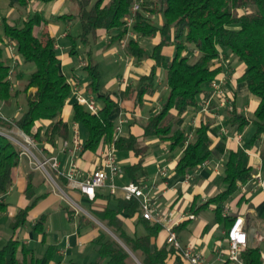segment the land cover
<instances>
[{"label":"trees","instance_id":"1","mask_svg":"<svg viewBox=\"0 0 264 264\" xmlns=\"http://www.w3.org/2000/svg\"><path fill=\"white\" fill-rule=\"evenodd\" d=\"M69 1L76 5V13L60 17L79 19V38L83 44H87L89 36L96 38L99 29L109 31L112 43H121L126 38V17L130 14L134 0ZM157 14L164 16L161 24H156L152 19ZM45 22V17L37 11L21 25L10 24L6 17L0 20V36H6V39H1L2 43L0 42V101L10 104L20 93L18 89L13 88L12 67L4 57V43L14 42L21 60L24 63H35V69L22 89L26 108L15 120V125L27 134L55 146L58 139L62 143L71 135L70 122L63 116L66 101L71 94V85L61 70L56 38L46 29L40 34L34 33V29ZM132 28L137 35L158 36L159 40L148 54L138 40L134 37L128 38L126 52L138 60L149 57L153 64L148 73L139 77V85L135 89L126 88V95L134 97L136 105H142L144 96L156 90L160 69L165 71L168 93L160 111L149 116L142 124L141 135L130 132L115 139L114 113L119 107V101L115 92L102 90L100 70L88 52L84 66L88 82L83 90L100 101V110L95 114L78 103L73 104V120L79 122L86 132L84 151L98 152L100 148L111 143L117 151H131L139 160L127 166L125 171L135 183H140L136 172L143 166L142 158L147 150L146 146L141 145V139H164L170 141L171 148L185 144L183 154L175 166L180 175H186L212 156L222 155L226 151V144L224 140L214 143L208 122L202 121L194 129L193 137L188 139V134L178 127V121L190 107L197 105L198 96L204 87L219 77L223 69V62L220 60L221 49L227 48L228 53L244 64L238 79L246 82L250 93L258 98L259 104L251 117L237 108L230 111L227 123L239 128L253 123L256 126L255 134L249 143L229 150L222 178L226 183L225 189L196 209L197 211L213 204L216 216L221 220L224 205L238 191L239 184L252 178L253 170L246 160L245 148H249L254 140L264 133V0H142L141 9L137 12ZM75 44L76 39L73 38L70 54H77ZM169 44L175 47L171 59L165 54V48ZM41 120L50 121L45 133L42 126L38 125ZM0 125L5 128L13 126L2 117ZM44 147L49 149L47 145ZM20 159L19 147L8 137L0 135V195L9 191ZM60 184L65 188L67 180L61 177ZM32 186L30 179L26 188L28 198L33 197ZM38 199L39 197L31 199V202L20 208L11 219L13 234L0 249V264L38 262L32 249L22 245L17 236L18 230L27 221L29 211ZM90 203L88 211L118 238L104 229L99 230L92 240L98 263L137 264L132 257L134 254L142 264H183L184 259L179 250L169 245L166 239L163 244H157L162 226L142 216L138 199L115 197L110 193L97 191ZM3 207L5 204L0 203V210ZM69 211L74 212L70 209ZM78 216L80 224L82 220L87 219L82 212H78ZM125 217H136L145 232L128 233L124 227ZM45 218L44 214L41 215L33 227L43 235ZM234 218H225L229 226ZM180 227L181 224L175 229L178 231ZM52 253L53 247H50L47 259ZM241 258L244 264H262L264 261L260 248L253 246H248L241 253Z\"/></svg>","mask_w":264,"mask_h":264},{"label":"crops","instance_id":"2","mask_svg":"<svg viewBox=\"0 0 264 264\" xmlns=\"http://www.w3.org/2000/svg\"><path fill=\"white\" fill-rule=\"evenodd\" d=\"M48 2L50 1L10 0L6 14L4 15L0 11V20L2 17H6L10 24L19 25L30 16L22 17L23 14L20 13L22 6H33L36 8L37 12L42 14L41 11ZM56 2V5L52 9L53 19L50 23L45 22L42 26L38 27L40 28L38 34H40L43 29H46L56 38V48L61 60V70L68 77L69 70L67 67L71 64L70 62H72V58L70 57V52L62 53L64 46H62V48L59 46L58 38L60 37V33L62 36L71 37L68 28L71 25L73 17H69L68 19L60 17L61 15H68L65 13L55 16V13L59 9L58 7L66 4L67 0H56ZM135 36L130 37H134L137 40V37ZM96 38L102 40L105 44L104 47H101L98 50L99 53L113 52L117 55L116 59H124L123 73L117 76L112 82L117 83V88L114 90H106L116 93L115 97L119 101V107L117 108L116 113L118 114L119 112H122L125 114V122L123 124V132L121 135H128L130 132L136 135H141L143 131L142 124L149 116L160 111L162 103L168 93V86L165 80L161 77V72L162 70L164 71V69H160L158 72L159 77H157L156 80V90L153 93L144 96L142 105H136L134 97L126 95V88L131 87L132 89H135L139 85V77L150 71L153 60L149 57L138 60L134 56L129 55L120 42H111V35L106 29H99ZM1 39L5 40L6 36L1 34L0 42ZM158 40V36L154 37L152 47L158 42ZM167 47L165 48V54L168 59H171L175 50L172 49L170 53H167ZM121 52H123V54ZM5 56L6 59L9 57L8 50ZM221 56L220 60L223 62V69L218 78L224 77L225 79V86L229 98L228 102L226 105H220L218 99L215 97L210 102L209 110L202 111L201 108L203 102L206 101L211 94V87L210 85H207L199 94L197 105L190 107L178 121V127L189 134L191 132L193 133L194 129L202 121L208 122L210 124L209 133L214 143H217L219 140H224L226 151L220 156H212L209 158L207 164L193 168L186 175H180L176 172L175 166L178 159L183 154L185 144L171 148L170 141H167L166 144L161 145L164 149L163 154L166 157L164 166L158 165L155 172L149 174L145 167L148 162L150 163L153 160H157V155H151V161H147L146 159L150 153H154L151 147L161 141L159 138L154 137L141 139V145L146 146L147 150L142 158L143 166L136 172V177L140 182H147L153 185L151 193L154 212H165L167 216L174 221H179L177 225L181 224V227L177 233L183 244H192L197 250L202 252L205 256V261L208 264H238L237 262L228 259L229 243L226 238V232L229 225L225 219L227 217L234 218L238 215L244 217L245 227L248 233V244L246 248L248 246L259 247L264 259V239H258V234L264 233V183L260 184L257 178L258 174L264 176V137H262V135L256 138L249 148H245L246 160L248 164L252 166L253 170L252 178L245 183L239 184L238 191L225 203L224 207L228 209V214L223 215L221 220L218 219L213 204L196 211V209L201 204L205 203L210 197L225 189L226 183L222 178L224 176L225 163L229 150L249 143L255 134L254 132L250 139L246 138L253 123L239 128L236 125H231L226 122L229 113L233 108H237L248 117L253 116V113L259 104V100L250 93L246 82L238 79L244 69V64L233 54L228 53L227 50L221 49ZM86 63L87 61L85 62L83 58L78 66L84 68ZM71 70L74 73L73 77H77L83 85H86L88 82L87 72L86 74H80L78 76L74 72V65H72ZM156 101L158 102L154 105ZM74 102V98H72V100H69L68 98L66 101L63 116L67 120L68 115L71 112L73 114ZM11 105L12 103L7 104L0 101L1 114L9 117H17L22 114L15 113ZM145 106L151 108L152 111L154 109L155 112L149 116L143 114L142 111ZM49 124L50 121L48 120H41L38 122V125L42 126L44 133L47 131ZM72 132L73 130L71 126L70 137L72 136ZM239 134L241 135V141L237 138ZM82 137L85 139L86 136L82 133ZM39 141L42 146L47 145L49 148L48 150L45 149L47 153L57 154L59 156L62 162V168L67 167V153L63 152L60 148L62 144L60 139L57 140L55 146H50L45 140ZM102 148H100L98 152L89 150L82 152L78 160L80 167L79 178L85 177L88 171L93 170L98 165V154ZM138 160L139 157L132 152L130 157H125L123 162L126 166L124 168L119 160L123 169V174L116 178V182L119 185L132 182V178L125 171V168L138 162ZM161 167L167 168L166 176L159 175V169ZM140 170L143 171L142 175L139 174ZM64 178L67 180V186L64 188L61 185V187L66 191V195L71 197L84 209V211L81 212L87 217V219L82 220L81 224L79 223V211H76L70 205L64 207L58 201L59 198H62V195L53 189L52 184L45 179L41 172L31 167L26 157L20 159L9 191L4 195H0V203L5 204V207L0 210V219H7L10 223L11 219L20 208L29 204L31 199L39 197L36 204L30 209L27 221L17 232L20 243L27 248L32 249L35 257L38 258V262L35 264H100L97 262L98 255H81L80 253H83V250L81 249V251H78V247H83L86 243H89L91 244L93 251L96 252L92 240L98 235L100 229L106 230L111 235L113 234L114 237L116 235L88 211V208L91 205L90 199L81 193V191L75 187L68 178ZM30 179H32L33 182L32 198H28L26 195V188ZM97 191L106 194L110 193L107 185L98 188ZM114 196L122 197L120 195ZM69 209L74 212H70ZM205 210H211L214 214L215 223L211 229L209 227L210 222L201 216L202 212ZM43 214L46 217L44 223L45 235L33 229L37 219ZM191 214L194 215L193 218L190 217ZM70 223H73V228L67 230ZM91 223L94 224L90 225ZM24 227L25 231L23 232L22 228ZM124 227L130 234H138L137 230L139 227L142 229L143 233L145 232L144 227L137 222L136 217H125ZM219 228L221 229L219 230ZM53 231H56V235H54L53 240L51 241L49 240V236ZM12 234L13 231L12 233H3L0 231V249L7 243V240ZM21 235H23V237H21ZM4 236H6L5 240ZM165 239L166 232L162 228L157 239V244H163ZM33 242L40 243L41 247L38 249L37 246H32ZM50 247H53V253L51 254L52 256L47 259L46 256ZM93 251L91 252L93 253ZM71 257L80 260L75 261L74 258ZM132 257L137 264H142L134 254H132ZM68 258H70L69 261ZM104 262L105 260L103 263ZM183 264L189 263L184 260Z\"/></svg>","mask_w":264,"mask_h":264},{"label":"built area","instance_id":"3","mask_svg":"<svg viewBox=\"0 0 264 264\" xmlns=\"http://www.w3.org/2000/svg\"><path fill=\"white\" fill-rule=\"evenodd\" d=\"M141 2L142 0H134L130 14L126 17L128 33L127 37L121 42L123 47H125L128 37L135 36L132 27L136 21L137 12L141 9ZM6 47L9 51V57L11 58L13 72V66L16 65L19 60L16 44L14 42H6ZM68 81L71 85V94L68 97L69 100L74 98V103H78L90 112L97 114L100 110V104L96 97L84 92V85L77 77H68ZM209 85L211 87V94L208 99L203 102L201 108L202 111L209 110L210 102L215 97L218 99L220 105H226L229 99L224 77L214 79ZM0 117L13 125L11 128H5L0 125V135H4L13 141L20 149V157H26L31 167L41 172L45 179L52 184L55 191L58 190L59 192H62L64 196L68 198V201L73 204L72 207L75 210L78 211L77 206L80 205L66 195L60 184L61 177L68 178L70 182L90 200L95 197L98 188L106 185L112 195H120L126 199H138L142 216L153 222L159 223L162 226L166 232V242L179 250L185 261L189 264H208L206 263L205 256L202 252L197 250L192 244H183L181 242L177 230L175 229L179 221H174L172 218L168 217L165 212H154L151 193L152 184L147 182H129L119 185L116 182V178L123 174V169L118 160L116 153L117 150L113 143L104 146L101 149L98 154V165L93 170L88 171L85 177L79 178L80 167L78 160L84 151L85 146V139L82 137L79 122L73 121L72 136L69 139L64 140L61 144V150L67 153V167L62 168V162L57 154L47 153L37 137L27 134L15 125V120L19 116L9 117L2 115L0 112ZM124 122L125 114L119 112L114 126L115 139L121 136ZM192 137L193 133L191 132L188 134V139H191ZM262 137H264V133L262 134ZM237 138L241 141L240 134ZM187 143L188 142H186V144ZM208 162L209 159L205 160L202 165H205ZM159 175L166 176L167 168L161 167L159 169ZM257 178L260 184L264 183V176L258 174ZM222 212L223 215H227L228 209L224 207ZM190 217L193 218L194 215L191 214ZM226 238L229 243L228 259L237 262L238 264H244L241 258V253L245 250L248 244V233L245 227V219L242 215H238L234 218L226 232ZM258 239H264V233H259ZM262 264H264V261Z\"/></svg>","mask_w":264,"mask_h":264},{"label":"rangeland","instance_id":"4","mask_svg":"<svg viewBox=\"0 0 264 264\" xmlns=\"http://www.w3.org/2000/svg\"><path fill=\"white\" fill-rule=\"evenodd\" d=\"M9 2L10 0H0V11L5 15L7 12V9L9 7ZM56 0L55 1H50L48 2L42 9V14L45 16L46 22L50 23L51 20L53 19L52 17V9L54 8V6L56 5ZM58 11L55 13V16H58L60 14H70V13H75L77 8L76 5L74 3H72L71 1L66 2V4H63L62 6L58 7ZM22 9V10H21ZM20 9V13L23 14L22 17H27L29 15H33L36 12V8H34L33 6L29 7H23ZM16 15V14H15ZM153 21H155L156 24H161L162 21L164 20V16L162 14H157L155 16L152 17ZM22 22L19 24L21 25ZM69 31L71 33V37H65L62 36L61 33L59 34L60 37L58 38V44L59 46L62 48V46H64L63 48V52L69 53L71 48H72V44H73V38L76 39V50H77V54H70L71 58H72V62H70L68 65V77H73L74 73L71 70L72 65L75 66V74H77L78 76L80 74H86V71L84 70V68H80L78 65L81 63V61L85 60V62L87 61V55L88 52L91 53V56L94 60V62L98 65V68L100 70L101 73V88L102 90H108V89H116L117 88V83H112L113 80L119 76L120 74L123 73L124 71V59H116L117 55L113 52L110 53H103V52H98V50L101 47H104V43L102 40L98 39V38H94L92 36H89V40L87 42V44H83L81 39L79 38V34L81 32V27H80V21L78 18L73 17L71 20V25L69 26ZM40 31V28L36 27L34 29V33L38 34V32ZM135 37H137V40L140 42L141 45H143L146 48V52L149 54L152 50V42L154 41V37H149V36H142V35H137L135 33ZM127 37V36H126ZM129 38V37H128ZM127 38V40H128ZM131 38V37H130ZM170 41V40H169ZM175 50V47L172 44H169L167 47V53H170L171 50ZM223 50H228L227 48H222ZM61 51V50H60ZM175 52V51H174ZM6 53H7V47H6V42L4 43V57L6 58ZM123 54V52H121ZM7 63L12 65L11 63V58L8 57L7 58ZM35 69V63L34 62H29V63H24L21 60V57H19L18 62L16 63V65L13 66V72L11 74V78L13 81V88L14 90H19L20 93L18 95L17 98H15L12 102V107L14 109V112L17 114H20L24 111V109L26 108V100H25V94L22 92V89L29 77V75L31 74V72ZM159 77V76H158ZM161 77L163 80H165V73L162 70L161 72ZM98 101V100H97ZM158 101H156L154 103V105L157 103ZM98 103L100 104V101H98ZM20 108V110H19ZM154 109L152 111L151 108H148L147 106H145L143 108L142 113L149 116L150 114L154 113ZM72 112L68 115V120L70 122V125L72 126L73 123V115H71ZM114 114H116L114 116L115 119H117V113L115 112ZM20 116V115H19ZM126 126V125H125ZM81 129V133H83V135H86L85 130L83 129L82 126H80ZM256 130V126L254 124L251 125L250 131L249 133L246 135L247 139H250V137L254 134ZM161 142H158L157 144H154L151 149H153L154 153H150V155H148L147 157V161H151V155H157V160H153L152 162H148V164L146 165L145 169L148 171L149 174H153L155 172V169L158 165H163L166 162V157L163 154V148H162V144H166L167 140L164 139H159ZM117 155L119 157V160L121 161L122 167L124 168L126 166V164L123 162L125 160V157L128 156L130 157L131 155V151H118ZM140 175H142L143 171L140 170L139 171ZM52 189V187H51ZM57 193L62 195V198H59L58 201L65 207V206H72L73 204L70 203L67 199L66 196H64V194L62 192H59L58 190H56ZM64 192L66 193V191L64 190ZM67 194V193H66ZM78 201V200H77ZM79 202V201H78ZM77 209L79 212L84 211V209L81 206H77ZM77 211V210H76ZM1 215V212H0ZM202 217H204L206 220H208V222H210L209 227L210 229L212 228L213 224L215 223V218H214V214L212 213L211 210H205L202 212L201 214ZM94 223H91L90 225H93ZM68 229L70 230L73 228V223H70L68 225ZM23 232L25 231V227L22 228ZM221 228H219L220 230ZM0 231L3 233H12V229L10 227V223L7 219H0ZM22 232V233H23ZM65 232V231H64ZM63 232V233H64ZM138 234H142L143 231L142 229L139 227L137 230ZM58 234V232H57ZM54 235H56V231H53L52 234H50L49 236V240H53ZM35 236V234H34ZM59 236V234H58ZM21 237H23V235H21ZM6 236H4V240H5ZM32 246H37V248L39 249V247H41L40 243L38 242H33ZM81 249L83 250V253H80L81 255H97L95 251H93V248L91 246V244L86 243L85 246H81L78 247V251H81ZM39 251V250H38ZM93 251V253L91 252ZM74 258L75 261H79L80 259H76L75 257H71ZM70 260V258H68V261Z\"/></svg>","mask_w":264,"mask_h":264},{"label":"water","instance_id":"5","mask_svg":"<svg viewBox=\"0 0 264 264\" xmlns=\"http://www.w3.org/2000/svg\"><path fill=\"white\" fill-rule=\"evenodd\" d=\"M113 235V234H112ZM116 237V236H115ZM117 238V237H116Z\"/></svg>","mask_w":264,"mask_h":264}]
</instances>
